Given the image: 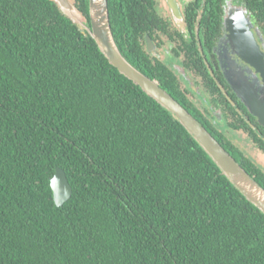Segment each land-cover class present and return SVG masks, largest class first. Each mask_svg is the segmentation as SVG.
Wrapping results in <instances>:
<instances>
[{
	"label": "trees",
	"instance_id": "1",
	"mask_svg": "<svg viewBox=\"0 0 264 264\" xmlns=\"http://www.w3.org/2000/svg\"><path fill=\"white\" fill-rule=\"evenodd\" d=\"M70 1L90 25L89 0ZM109 13L124 56L264 188V167L180 89L166 48L147 50L153 0H109ZM232 127L264 152L248 123ZM57 168L73 189L62 207ZM0 264H264V213L53 0H0Z\"/></svg>",
	"mask_w": 264,
	"mask_h": 264
},
{
	"label": "flooded vegetation",
	"instance_id": "2",
	"mask_svg": "<svg viewBox=\"0 0 264 264\" xmlns=\"http://www.w3.org/2000/svg\"><path fill=\"white\" fill-rule=\"evenodd\" d=\"M153 2L157 37L146 36L147 50L164 60L162 50L166 48L167 63L178 77L180 89L209 126L240 149V142H245L264 156L248 132L231 129L240 119L264 140V121L240 97L244 94L252 103L250 92L257 97L264 92V75L258 69L264 65V0H217L220 8H214V0ZM241 28L250 38L251 48L238 36ZM189 47H193V55ZM180 48L184 50L177 54ZM191 60L200 63L199 71L190 66Z\"/></svg>",
	"mask_w": 264,
	"mask_h": 264
},
{
	"label": "water",
	"instance_id": "3",
	"mask_svg": "<svg viewBox=\"0 0 264 264\" xmlns=\"http://www.w3.org/2000/svg\"><path fill=\"white\" fill-rule=\"evenodd\" d=\"M62 12L78 23L85 32L96 41L99 49L116 67L121 74L140 86L150 97L174 115L181 125L197 140L209 154L222 173L242 193V195L264 213V188L237 162V160L217 141V139L200 122L184 108L171 94L164 90L156 81L136 68L121 52L112 30L109 13V0H89L90 25L83 19L82 14L70 0H53ZM240 39L252 47L250 38L244 31L239 30ZM150 41V40H149ZM264 75V65L258 66ZM250 92V89L247 87ZM248 92V95H249ZM251 110L264 121V92L262 97L250 92V102L244 94L240 95ZM256 108V110L254 109ZM54 201L58 207L67 203L73 193L66 172L57 168L50 179ZM261 194L260 197H258Z\"/></svg>",
	"mask_w": 264,
	"mask_h": 264
},
{
	"label": "rangeland",
	"instance_id": "4",
	"mask_svg": "<svg viewBox=\"0 0 264 264\" xmlns=\"http://www.w3.org/2000/svg\"><path fill=\"white\" fill-rule=\"evenodd\" d=\"M240 146L243 151L248 152V155H251L257 163L264 167V156L261 153L255 151L254 149L252 150L249 146L246 147L245 142H240Z\"/></svg>",
	"mask_w": 264,
	"mask_h": 264
},
{
	"label": "bare ground",
	"instance_id": "5",
	"mask_svg": "<svg viewBox=\"0 0 264 264\" xmlns=\"http://www.w3.org/2000/svg\"><path fill=\"white\" fill-rule=\"evenodd\" d=\"M260 196H261V194L258 197H260Z\"/></svg>",
	"mask_w": 264,
	"mask_h": 264
}]
</instances>
